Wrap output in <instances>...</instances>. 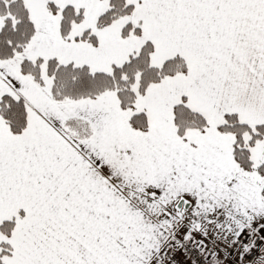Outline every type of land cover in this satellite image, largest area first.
<instances>
[{
    "label": "snow or ice",
    "instance_id": "6c2138e0",
    "mask_svg": "<svg viewBox=\"0 0 264 264\" xmlns=\"http://www.w3.org/2000/svg\"><path fill=\"white\" fill-rule=\"evenodd\" d=\"M201 187L264 209V0H0V264H141Z\"/></svg>",
    "mask_w": 264,
    "mask_h": 264
},
{
    "label": "crops",
    "instance_id": "0c3cea01",
    "mask_svg": "<svg viewBox=\"0 0 264 264\" xmlns=\"http://www.w3.org/2000/svg\"><path fill=\"white\" fill-rule=\"evenodd\" d=\"M181 200L184 204L178 209ZM197 214H205V221L217 223L213 227L214 237L221 239L224 238L223 234H228L226 246L212 244L203 234V230L200 231L198 226L194 225L193 219ZM186 215L188 224L183 220ZM146 219L152 225L154 232L151 243L141 254V264H159L163 260L164 248L167 246L176 248L180 242L186 239L192 240L194 236L201 238L202 242H208L207 248L213 246L212 250L206 251L207 248H203V243L199 244L200 247L202 245L203 255L208 256L213 264H239L246 248L239 246L237 236L243 230L264 236V209L258 206L245 207L233 197L217 194L203 187L177 188L164 199H157L150 216ZM192 241L195 243L194 240Z\"/></svg>",
    "mask_w": 264,
    "mask_h": 264
},
{
    "label": "built area",
    "instance_id": "2783aa9c",
    "mask_svg": "<svg viewBox=\"0 0 264 264\" xmlns=\"http://www.w3.org/2000/svg\"><path fill=\"white\" fill-rule=\"evenodd\" d=\"M239 246L246 248L239 264H248L249 258L256 255V264L264 262V236L243 230L237 236ZM163 260L159 264H213L204 256L202 249L190 239L180 242L178 247L167 246L162 250Z\"/></svg>",
    "mask_w": 264,
    "mask_h": 264
},
{
    "label": "rangeland",
    "instance_id": "374dc122",
    "mask_svg": "<svg viewBox=\"0 0 264 264\" xmlns=\"http://www.w3.org/2000/svg\"><path fill=\"white\" fill-rule=\"evenodd\" d=\"M204 216H205V214H201V215H199V214H197V215H195L194 216V225H196V226H198V229L200 230V231H202L203 230V234L207 237V239H209L211 242H212V244H214V245H216V246H226L227 245V242H226V235H228L227 233H225V234H223L224 235V238H221V239H219L218 237H214L213 235L215 234V231H214V229H213V227L217 224V223H209L208 221H205V218H204ZM187 215L183 218V220L184 221H187ZM181 221L179 220V223H180ZM189 223V221H187V224ZM222 231V230H221ZM214 233V234H213ZM193 237H191V239H192ZM192 240H194L195 241V243H197V245L199 246V244L202 242V240H201V238H198V237H195L194 236V238L192 239ZM191 240V241H192ZM204 241V240H203ZM229 241V240H228ZM193 242V241H192ZM203 244V248H207V245H209L208 244V242H206V241H204V242H202ZM229 243V242H228ZM202 245H201V247H202ZM200 247V246H199ZM200 247V248H201ZM203 248H201V249H203ZM213 249V246H211L210 245V247L208 246V248H207V250L206 251H208V250H212ZM202 253H203V250H202ZM204 254V253H203ZM208 257V256H207Z\"/></svg>",
    "mask_w": 264,
    "mask_h": 264
},
{
    "label": "water",
    "instance_id": "95a60500",
    "mask_svg": "<svg viewBox=\"0 0 264 264\" xmlns=\"http://www.w3.org/2000/svg\"><path fill=\"white\" fill-rule=\"evenodd\" d=\"M183 204H184V201H183V200H181V201L179 202L178 209H181V207L183 206Z\"/></svg>",
    "mask_w": 264,
    "mask_h": 264
}]
</instances>
